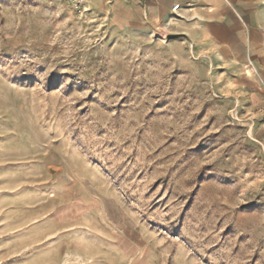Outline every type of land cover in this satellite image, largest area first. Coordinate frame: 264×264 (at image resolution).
<instances>
[{
  "label": "rangeland",
  "instance_id": "1",
  "mask_svg": "<svg viewBox=\"0 0 264 264\" xmlns=\"http://www.w3.org/2000/svg\"><path fill=\"white\" fill-rule=\"evenodd\" d=\"M130 11L0 0V264H264V34Z\"/></svg>",
  "mask_w": 264,
  "mask_h": 264
},
{
  "label": "crops",
  "instance_id": "2",
  "mask_svg": "<svg viewBox=\"0 0 264 264\" xmlns=\"http://www.w3.org/2000/svg\"><path fill=\"white\" fill-rule=\"evenodd\" d=\"M126 1L131 3V13L121 25H185L187 32L194 36L193 43L201 38V35L193 29L194 25L203 27L217 25L226 32L234 31L227 33L228 39L224 43L225 46L231 47L233 54H241L243 51L247 54L245 43L241 42L242 39L261 43L259 37L264 34V0ZM107 3L103 4L108 6L107 9L95 11L101 14L108 13L110 18L112 10ZM175 4H179V8L172 12L171 8ZM204 36L212 38L210 34ZM65 213L67 210L61 208L57 212V218L63 217Z\"/></svg>",
  "mask_w": 264,
  "mask_h": 264
},
{
  "label": "built area",
  "instance_id": "3",
  "mask_svg": "<svg viewBox=\"0 0 264 264\" xmlns=\"http://www.w3.org/2000/svg\"><path fill=\"white\" fill-rule=\"evenodd\" d=\"M73 8L77 11L80 12L81 10L84 9V4L86 0H68ZM179 8V4H175L172 8L171 11L175 12Z\"/></svg>",
  "mask_w": 264,
  "mask_h": 264
}]
</instances>
